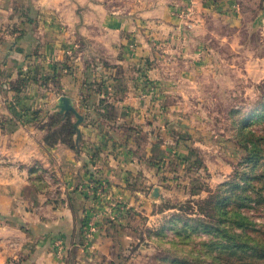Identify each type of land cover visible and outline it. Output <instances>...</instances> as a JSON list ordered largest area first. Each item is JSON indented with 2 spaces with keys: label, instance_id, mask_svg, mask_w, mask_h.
Segmentation results:
<instances>
[{
  "label": "crops",
  "instance_id": "crops-1",
  "mask_svg": "<svg viewBox=\"0 0 264 264\" xmlns=\"http://www.w3.org/2000/svg\"><path fill=\"white\" fill-rule=\"evenodd\" d=\"M15 1L0 0V264H128L117 242L125 213L169 185L170 156L198 149L171 134L180 105L165 100L161 77L208 69L212 43L233 44L220 26L264 33V0H142L128 10L26 0V19ZM62 95L83 115L77 149L48 145L30 118ZM91 220L97 230L86 240Z\"/></svg>",
  "mask_w": 264,
  "mask_h": 264
},
{
  "label": "rangeland",
  "instance_id": "rangeland-1",
  "mask_svg": "<svg viewBox=\"0 0 264 264\" xmlns=\"http://www.w3.org/2000/svg\"><path fill=\"white\" fill-rule=\"evenodd\" d=\"M95 1L113 10L143 4ZM15 3L25 10L16 14L29 18L26 0ZM218 32L231 36L233 44L227 38L212 43L208 69L180 81L161 77L169 94L165 100L180 105L168 117L176 122L171 134L198 149L188 157L170 156L164 170L172 176L169 185L147 208L125 213L120 226L127 236L117 242L125 245L120 254L128 264H264V33L261 28L232 33L223 26ZM58 113L62 116L52 117ZM32 115L39 117L37 125L53 128L75 116L58 106Z\"/></svg>",
  "mask_w": 264,
  "mask_h": 264
},
{
  "label": "trees",
  "instance_id": "trees-1",
  "mask_svg": "<svg viewBox=\"0 0 264 264\" xmlns=\"http://www.w3.org/2000/svg\"><path fill=\"white\" fill-rule=\"evenodd\" d=\"M39 112V111H37ZM33 113V112H32ZM62 114H53L52 117H61ZM32 118H38L32 115ZM63 127H67V134H63ZM40 128L46 129V136L45 141L48 145L53 146L57 144L58 142H62L67 144L68 146L77 149V145L74 139V135L76 134V128L74 127V121L72 118L67 115L65 119H62L59 126L56 128H53V126H40ZM62 129V130H61ZM193 148H191L189 151L191 152ZM188 157V155H187Z\"/></svg>",
  "mask_w": 264,
  "mask_h": 264
},
{
  "label": "built area",
  "instance_id": "built-area-1",
  "mask_svg": "<svg viewBox=\"0 0 264 264\" xmlns=\"http://www.w3.org/2000/svg\"><path fill=\"white\" fill-rule=\"evenodd\" d=\"M176 14H178L181 17H183L185 15V11H176ZM89 185L90 186H88V189H86V191H87V193L89 195H94V192H95L94 190L96 189V185H99V184L96 183L95 181H93ZM102 188L103 187L101 186V187L98 188V190H102ZM96 230H97V227H96L95 221L94 220L89 221L87 223V226L84 229V237H85V239L88 240L90 237H92V235L95 233ZM55 245L57 247V253L59 255L64 256L65 244H64L63 240L62 239H57L55 241Z\"/></svg>",
  "mask_w": 264,
  "mask_h": 264
},
{
  "label": "water",
  "instance_id": "water-1",
  "mask_svg": "<svg viewBox=\"0 0 264 264\" xmlns=\"http://www.w3.org/2000/svg\"><path fill=\"white\" fill-rule=\"evenodd\" d=\"M58 107L60 108V112H65V114L72 112L75 115L76 120L74 121V127L76 128L78 136L80 137L79 124L83 121V115L71 104L69 97L66 95H62L59 98ZM158 194L159 189L156 187L154 189V196H157Z\"/></svg>",
  "mask_w": 264,
  "mask_h": 264
}]
</instances>
